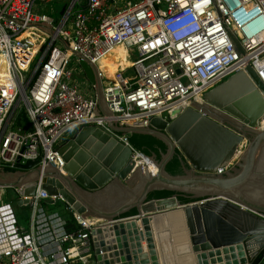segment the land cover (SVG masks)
Listing matches in <instances>:
<instances>
[{"label": "built area", "instance_id": "2783aa9c", "mask_svg": "<svg viewBox=\"0 0 264 264\" xmlns=\"http://www.w3.org/2000/svg\"><path fill=\"white\" fill-rule=\"evenodd\" d=\"M34 2L0 0V167L16 168L19 156L20 163L37 159L40 166L51 163L63 171L59 146L68 131L91 124L111 130L109 122L146 126L153 116L169 120L172 110L202 100L205 91L247 63L264 83V0H65L57 18L39 12ZM27 30L44 39L33 46L23 37ZM122 43L131 64L110 78L97 61ZM72 55L96 65L107 113L99 112L95 91L84 94L71 82ZM20 112L27 123L16 125ZM115 134L134 159L143 154L127 133ZM44 199L65 200L39 182L29 203L30 231L17 224L9 204L0 207V264L4 258L8 264H95L91 229L112 220L88 221L63 205L72 224L60 212L45 220L54 242L49 247L34 230Z\"/></svg>", "mask_w": 264, "mask_h": 264}, {"label": "water", "instance_id": "95a60500", "mask_svg": "<svg viewBox=\"0 0 264 264\" xmlns=\"http://www.w3.org/2000/svg\"><path fill=\"white\" fill-rule=\"evenodd\" d=\"M78 63L94 85L99 112L107 113L96 65L85 58ZM244 68L205 91L201 101L172 110L169 120L153 116L146 126L109 122L112 131L81 126L59 146L63 171L37 159L20 163L18 156L12 177L0 179V187L18 188V203L29 205L40 182L49 194L61 193L65 200L59 202L76 215L112 220L91 229L95 264H172L180 257L186 264H258L264 256V83L251 63ZM115 132L160 138L166 144L160 157L144 154L157 170L136 164ZM176 150L183 171L170 173L165 165ZM133 207L135 215L120 216ZM170 223L176 253L172 240L160 236V226L169 229Z\"/></svg>", "mask_w": 264, "mask_h": 264}, {"label": "rangeland", "instance_id": "374dc122", "mask_svg": "<svg viewBox=\"0 0 264 264\" xmlns=\"http://www.w3.org/2000/svg\"><path fill=\"white\" fill-rule=\"evenodd\" d=\"M65 0H53L51 2L45 3L42 2L40 0H35L34 2V7L35 8H39V12L42 13H46L49 14L51 16H54L55 18L58 17L63 5H64ZM121 5V4H119ZM69 28L72 30V26L70 25V23L68 24ZM38 38V35H33L31 38V41L34 43ZM42 39H44V36H41ZM41 51V50H40ZM40 51H38V53H40ZM113 55L111 54L107 60L106 63L109 64V61L112 62L114 60H112ZM131 58V57H130ZM37 60V59H35ZM113 65V63H112ZM70 69V71L72 72V78H71V82L73 84H76L78 89L81 90L84 94H92L95 91V88L93 87L92 83L88 80V78L86 77L83 69L81 68V66L79 65L77 59L75 56H70L69 60H68V65H67ZM112 70H114L113 72H117L119 70V68H111ZM131 71H129L128 73H130ZM23 117V116H22ZM73 131H68L65 136L71 135ZM144 155V154H142ZM145 156V155H144ZM147 157V156H145ZM148 159H150L149 157H147ZM235 161V160H234ZM17 197L16 192L14 191L13 187H0V204H11L12 206H14L17 209V214L18 217L20 219H28L29 220V210L24 206V205H19L17 203V200H15ZM54 209H61L63 208V204L60 202H57V205L53 206ZM20 223L27 225V223L23 220H19ZM4 264H8V260L6 258L3 259Z\"/></svg>", "mask_w": 264, "mask_h": 264}, {"label": "crops", "instance_id": "0c3cea01", "mask_svg": "<svg viewBox=\"0 0 264 264\" xmlns=\"http://www.w3.org/2000/svg\"><path fill=\"white\" fill-rule=\"evenodd\" d=\"M24 117H21V121H22V124H23V121H24V119H23ZM25 122V121H24ZM24 126H26V125H24ZM128 134V133H127ZM11 173H12V171H8V170H5L3 167H0V179H2V180H8V179H10L11 177H12V175H11ZM18 198H19V195H17V197H16V199L15 200H17V203H18ZM191 202V201H190ZM187 203V202H186ZM19 205H23V204H20V203H18ZM4 203L3 204H0V207L1 208H3L4 207ZM55 205H57V203H50L48 200H46V199H44L43 201H41V203H40V206H39V208H38V211L40 212L41 210H42V212H40V213H43L42 215H40L39 217H38V219H36L35 220V224L37 225V228L36 229H34L35 228V226H34V230H36V232L38 233V235L36 236L37 238H38V240H39V242H48V245H49V247H51L52 245H53V241L50 239V237H51V235H50V233L48 232L49 230V226H48V223L45 225L44 224V222H45V220H48L49 222H50V218L51 217H53V216H51L53 213H58V212H60V215H63L66 219H70L71 218V214L69 213V211H67L66 209H65V207L63 206V208H62V210L61 209H54L53 208V206H55ZM9 206L11 207L10 209L12 210V213H13V215H14V217H15V219H16V222H17V224L20 226V227H22L23 229H25V230H27V231H30V229H28L29 227H30V215H31V209H30V206L27 204H25L24 206L29 210V220L27 219H20L19 217H18V214H17V209L14 207V206H12L11 204H9ZM131 215H135V214H131ZM51 216V217H50ZM55 219V218H54ZM54 219H52V221L54 220ZM19 220H21V221H25L26 223H27V225H24V224H22V223H20V221ZM51 221V222H52ZM36 222H38V223H36ZM53 224H54V222H52ZM34 224V225H35ZM164 224V223H163ZM162 226H160V236H165V238H167L170 242H171V240H172V242H173V248L171 249L172 250V252L174 251L175 253L177 252V243L176 242H174V240H175V237H176V229H174V225L172 226V223H170L169 224V229H162L161 228ZM164 228H166V227H164ZM3 229H4V224H3V221L1 220V216H0V239H1V237H2V233H3ZM165 233V234H164ZM45 239H49V240H47V241H43V240H45ZM141 243H142V247L143 248H145V240L143 239V240H141ZM4 244H0V248H2V246H3ZM163 246V245H162ZM169 249V248H168ZM167 249V250H168ZM161 250V249H160ZM170 250V249H169ZM169 250H168V252H169ZM162 251H163V253H164V255L166 254V249H165V247H162ZM179 251V250H178ZM179 256L178 257H180V255H181V253H179L178 254ZM181 258V257H180ZM174 264H179V262L178 263H174ZM181 264V263H180Z\"/></svg>", "mask_w": 264, "mask_h": 264}, {"label": "trees", "instance_id": "16d2710c", "mask_svg": "<svg viewBox=\"0 0 264 264\" xmlns=\"http://www.w3.org/2000/svg\"><path fill=\"white\" fill-rule=\"evenodd\" d=\"M20 115L17 117L15 124H22L21 117L23 116L24 121L27 123V118L24 116L23 113H19ZM128 140L129 142L140 152H142L145 155H151L152 153H155L156 158L158 159L161 155V152L165 151L166 144L158 137L149 134V133H140V132H132L128 133ZM181 155L176 150V152L173 154V156L168 160V162L165 165V168L170 173H181L182 165H181ZM5 170L8 171H15L16 168H10V167H3ZM165 197V196H161ZM156 198V197H153ZM199 199V198H197ZM197 199L184 201V202H190L195 201ZM136 209L133 207L130 210L122 213L120 216H127L131 214H135ZM69 224H72L71 218L68 219ZM72 226V225H71ZM70 226V227H71Z\"/></svg>", "mask_w": 264, "mask_h": 264}, {"label": "bare ground", "instance_id": "6f19581e", "mask_svg": "<svg viewBox=\"0 0 264 264\" xmlns=\"http://www.w3.org/2000/svg\"><path fill=\"white\" fill-rule=\"evenodd\" d=\"M33 35L34 34L32 33V30H27L24 32L23 37H26V39H29L31 41V38ZM35 35H37V34H35ZM41 36H43V35H39L37 40L34 43L31 41L33 46L36 47L37 45H39V40H43L41 38ZM56 53H57V51L54 52V55ZM111 54L113 55L112 60H114V61H112V62L109 61V64H107L106 60ZM130 57L131 56L128 53V50L126 49V45L122 43V44H118V45L114 46L108 54L104 55L103 57H101L97 61V64L101 68L104 75L112 78L115 72H113L114 70H112L111 68H119V70H120L123 67L130 65L131 64V58ZM112 63H113V65H112ZM196 100L201 101L200 97H198ZM260 126L264 127V115L260 119ZM135 161H136V164H142L145 168L152 170L153 172H155L157 170V165L151 159H148L147 157H145L142 154H139L138 157L135 158ZM169 215H170V217H173L174 214L171 212ZM178 262H179V264L180 263L186 264L185 259L183 257L182 258H176V260L172 261V264L178 263Z\"/></svg>", "mask_w": 264, "mask_h": 264}]
</instances>
